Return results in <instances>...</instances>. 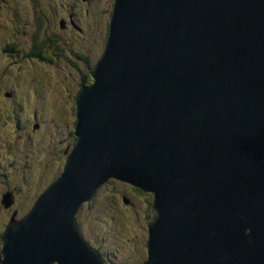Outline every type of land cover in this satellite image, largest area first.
Masks as SVG:
<instances>
[{
    "label": "water",
    "instance_id": "obj_1",
    "mask_svg": "<svg viewBox=\"0 0 264 264\" xmlns=\"http://www.w3.org/2000/svg\"><path fill=\"white\" fill-rule=\"evenodd\" d=\"M88 74L0 264H104L74 220L109 179L152 195L139 264H264V0H113Z\"/></svg>",
    "mask_w": 264,
    "mask_h": 264
},
{
    "label": "rangeland",
    "instance_id": "obj_2",
    "mask_svg": "<svg viewBox=\"0 0 264 264\" xmlns=\"http://www.w3.org/2000/svg\"><path fill=\"white\" fill-rule=\"evenodd\" d=\"M15 1L0 0V156L3 158L0 171L8 175L11 186L15 181L17 184L22 183V186L18 184L24 191L20 192L18 189L22 200L17 197L13 207L21 205L18 208L21 217L29 211L40 190L57 176L66 155L64 152L66 149L70 150L75 140L71 135V123L74 119L70 111L72 102L67 94L70 84L64 78L67 73L65 71L72 72L73 69L69 63H65V58L56 66L59 62L57 58L50 59L35 54L29 35L24 30L25 26L33 27L34 19L39 18V15L34 16L38 13V1L54 24L61 13L60 1L63 3L67 0H56L57 5L52 0H17V7L14 6ZM70 2L73 3V0ZM112 2L113 0H82L73 4L76 6L70 10L76 16L74 22L79 18L84 34H81V30L71 32L74 28H68V37H65L76 41L78 36L82 38L83 35L82 42L85 43L80 44V49L92 57V65L101 54L106 36L105 25L110 15L108 10ZM51 6L54 8L48 10ZM34 28L35 33L37 25ZM42 28L41 36L47 26ZM59 29H63L60 24ZM16 43L17 50L7 49L9 44ZM73 46L76 48L78 45ZM66 56H69L68 52ZM70 56L73 61H77L72 53ZM78 63L85 71L88 70L86 63ZM24 80L33 85L29 89L35 90V104L41 110L33 109L23 99L24 94L17 92L18 89L21 92L27 89ZM37 82H42V85L36 84ZM6 91L13 93L12 99L5 96ZM15 146L18 152L13 151ZM16 162L20 164L17 171ZM6 188L0 184V192ZM122 195L129 197L131 204L123 205L120 199ZM138 195H135L130 185L109 179L78 210V223L81 224L83 236L89 239L91 245L95 243V237L117 257L128 254V264H139L145 256L142 246L146 241V223L150 217L144 196L140 193ZM146 195L150 197L149 194ZM6 210L9 213L12 211ZM2 212L4 214L5 210L0 208V214ZM0 257L2 259L1 254Z\"/></svg>",
    "mask_w": 264,
    "mask_h": 264
},
{
    "label": "trees",
    "instance_id": "obj_3",
    "mask_svg": "<svg viewBox=\"0 0 264 264\" xmlns=\"http://www.w3.org/2000/svg\"><path fill=\"white\" fill-rule=\"evenodd\" d=\"M15 2H16V4L14 6L17 7L18 1L16 0ZM52 2L55 5H57L56 0H52ZM73 4H76V2H73L72 5H70L69 12L71 10V7H73V9H74V7L76 6ZM37 9H38L37 11L39 13V18L37 20V23L35 24L38 27L37 31L34 33V31L36 30L34 28V26L33 27L32 26H25L26 27L24 29L25 34L32 36V38L30 39V45L34 48L35 54H37L39 56L48 57L50 59L51 58L52 59L57 58L59 60V62L56 64V66L59 63H62L63 58H65V60H66L65 63H69L71 65L72 69L74 70V72H73V70H72V72H71V70L65 71L67 73L64 75V78L66 80H68L69 84H70L69 87L67 88V94H68L69 100L72 102L71 107H70V111L73 114L74 119H73V122L71 124L74 125V122H75V115H74L75 114V104H74L75 103L74 102L75 95L78 91V88L81 85L88 84L89 80L91 81V79H90V75L86 73V71L83 69V67H81L77 61H73L70 58L71 57L70 55L72 53L74 56H77L80 60L84 61V63H86L89 68H92V57L87 52L80 49V44L85 43V42H82L83 41V35H81L82 38L78 36V40H76V41H74V39H68L67 38L68 36L66 35L68 29H63L62 31L59 30V27H57L55 25V23L53 24L51 22V18L49 16V14H45L44 8H42L39 1L37 3ZM110 10H111V8L108 10L109 13H110ZM70 14L72 15V17L74 19L75 14L74 13H70ZM76 20L78 22L79 18L77 17ZM78 24H79V22H78ZM44 25L47 26V28H46L45 32L43 33V35L41 36L40 32L43 31L42 27ZM80 26L81 25L79 24V27ZM89 27H90V25L87 26V28H89ZM80 30H81V34H84V29H82L80 27L79 31ZM106 31H107V23L105 25V32ZM18 34H19L18 35L19 37H22L20 33H18ZM65 35L67 37H65ZM68 41H69V43H68ZM17 43L15 45L9 44L7 48L12 50V51L17 50V46H18ZM75 44L78 45L76 48H74V46H73ZM96 47H97V45H96ZM67 52L69 53L68 57L66 56ZM71 135L75 140V137L73 135V129L71 131ZM62 158H63V156H62ZM62 158H61V160H62ZM9 183H11V181H9ZM7 185H9V184L6 183V186ZM132 189L134 190L135 195H138L140 193L141 196H144V201L146 203V209H147V212L149 214L148 216L151 219L153 217V215L155 214V211L153 210V207H152V195L149 194L150 197H148L146 195L148 193H143L142 191H140L137 188L132 187ZM24 202L26 203L27 201H24ZM20 206L21 205L18 204L17 207H20ZM0 208L3 209L4 208L3 205L2 206L0 205ZM5 216L6 215L4 213L3 217H5ZM77 217H78V215H77ZM77 217H76V219H78ZM77 223H78V220H77ZM78 226H79L81 233L83 234L82 229H81V224H78ZM84 238L91 245L89 239L86 237H84ZM143 243L144 244L142 247H143V249H145L146 241H144ZM144 258H145V256L143 257V259ZM123 262L125 264H128L127 259L124 260Z\"/></svg>",
    "mask_w": 264,
    "mask_h": 264
},
{
    "label": "bare ground",
    "instance_id": "obj_4",
    "mask_svg": "<svg viewBox=\"0 0 264 264\" xmlns=\"http://www.w3.org/2000/svg\"><path fill=\"white\" fill-rule=\"evenodd\" d=\"M53 215H55L54 212L50 213V214H49V219H50V218H54L55 216H53ZM77 215H78V211H77L76 217H77ZM77 220H78V219L75 218L74 222H76ZM66 222H68V221H66ZM76 224H77V223H76ZM2 257H3V256H2ZM15 258H16V257H15ZM15 258H14V260H15ZM16 260H17V258H16ZM19 263H20V262H19Z\"/></svg>",
    "mask_w": 264,
    "mask_h": 264
},
{
    "label": "clouds",
    "instance_id": "obj_5",
    "mask_svg": "<svg viewBox=\"0 0 264 264\" xmlns=\"http://www.w3.org/2000/svg\"><path fill=\"white\" fill-rule=\"evenodd\" d=\"M98 191V190H97ZM96 193V192H95ZM122 264H125V263H122Z\"/></svg>",
    "mask_w": 264,
    "mask_h": 264
},
{
    "label": "flooded vegetation",
    "instance_id": "obj_6",
    "mask_svg": "<svg viewBox=\"0 0 264 264\" xmlns=\"http://www.w3.org/2000/svg\"><path fill=\"white\" fill-rule=\"evenodd\" d=\"M72 38V37H71ZM5 96H6V94H5ZM79 224V223H78Z\"/></svg>",
    "mask_w": 264,
    "mask_h": 264
}]
</instances>
